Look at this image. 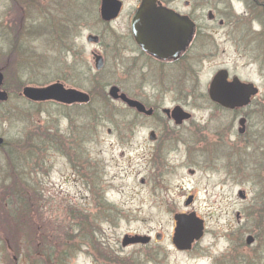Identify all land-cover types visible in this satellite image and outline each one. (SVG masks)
<instances>
[{"label":"rangeland","instance_id":"rangeland-1","mask_svg":"<svg viewBox=\"0 0 264 264\" xmlns=\"http://www.w3.org/2000/svg\"><path fill=\"white\" fill-rule=\"evenodd\" d=\"M23 1L26 4L0 0V70L8 66L2 74L10 94V101L0 107V138L7 141L0 152V264H89V259L94 263L87 235L95 231L105 241L112 236L109 242H118L131 230L162 233L163 245L141 250V256L162 252L167 264H264V216L259 214L264 198V108L258 107L247 123V155H241L243 161L247 159V168L222 169L216 163L204 170L186 168L191 163L181 167L174 153L168 155L170 164L156 162L159 169L149 181L148 155L132 151L125 143L128 139L118 137L116 112L110 109L107 118H101V102L91 105L86 119L83 109L27 102L21 97L27 86L57 82L67 88L92 89L94 97H100L96 90L117 80L110 69L98 75L93 46L84 40L85 55L72 58L67 48L73 38L66 35L68 26L61 12L54 16V25L44 14L39 27L38 8L50 13V7L46 11V2L44 6L37 2V8L36 1L42 0ZM78 1L72 0V8L84 14ZM67 3L64 0L61 6L59 0L58 11L63 12ZM204 4L207 7L210 1ZM234 6L241 11L237 3ZM96 21H90V31L78 34L99 32ZM10 46L15 49L11 53ZM3 48L7 61L2 60ZM260 95L264 98V86ZM85 130L93 131L90 145L85 142ZM108 130L114 132L108 134ZM26 141V148H21ZM79 151L88 153L85 160L90 159L91 166L84 170L79 164L83 157H71ZM99 207L114 212L111 217L119 221V229L115 230L116 223L105 222L110 214L103 218ZM192 211L204 221L205 234L193 253H179L171 241L174 215ZM89 215L95 219L91 226L86 222ZM248 236L256 240L252 245H247Z\"/></svg>","mask_w":264,"mask_h":264},{"label":"flooded vegetation","instance_id":"flooded-vegetation-1","mask_svg":"<svg viewBox=\"0 0 264 264\" xmlns=\"http://www.w3.org/2000/svg\"><path fill=\"white\" fill-rule=\"evenodd\" d=\"M67 1L65 8H62L63 12L58 11L59 0L52 3L51 0L36 1L37 8V2L43 6L46 2L45 10L49 11L48 7L51 10L50 13L40 12L38 8L37 12L41 14L36 15L41 19L36 20L39 27L44 23V14H49L54 25V16L61 12L68 26L66 35L69 39L73 38L68 47L72 58L75 60L77 55H85L87 44H83L84 40L93 46L91 55L98 75L102 76L106 69H110L111 74H117V80L106 89L104 87V96L100 97H94L92 89L84 90L77 85L67 88L63 83L57 82L66 89L88 95L90 100L88 103L71 105L52 103L58 107L83 109L86 119L90 117L91 105L95 101L96 104L101 102V118H107L110 109L116 112V115H110L116 116L118 137L127 138L125 143L131 146L132 151H144L148 155L149 181L152 180L155 169H159L156 162L162 166L164 162L170 164L168 155L174 153L179 155L181 167L183 163H191L186 168L204 170L210 168L208 164L216 163L222 169L232 166L247 168V159L243 161L241 157L242 154L247 155V139L244 137L247 134V123L252 114L259 112L258 107L264 108V98L260 99V89L264 86V0H209L210 8L204 4L208 0H81L78 5H82L84 14L79 12L82 9L75 11L72 8V0ZM60 2L62 6L64 0ZM236 3L241 11H236ZM112 4L118 7L117 16L104 20L103 9ZM165 10L178 16L175 19L177 25L162 27L158 23L157 28L169 34L152 36L147 22L151 20V16L161 17L167 13ZM26 16L27 11L23 14V17ZM138 16L140 21L136 23ZM95 19L101 27L99 32L78 34L79 31H90V21ZM172 30L175 31L174 34ZM19 32L22 34L21 29ZM138 38H141L142 43ZM157 39L174 41L156 44ZM163 47L169 50H158ZM4 49L2 52L6 53ZM8 52H12L11 46ZM7 53L3 54V61L8 60ZM97 58H100L102 65L100 70L96 68ZM84 65L92 71L89 63L84 61ZM7 67L4 66L2 70ZM248 69L255 73H247ZM216 80L224 82L223 86L235 82L252 85L257 93L246 104L225 107L221 103L223 100L216 101L212 97L211 88ZM112 88H117L118 98L110 96ZM96 92L99 94L98 90ZM228 118L230 124L226 125ZM85 132V142L90 145L93 131ZM111 132L108 130V134ZM6 143L4 139L1 149ZM87 154L79 151L71 156L73 160L83 157L84 161L79 162L83 170L91 166L90 159L84 158ZM173 165L177 166V161ZM89 170L90 168L88 172ZM194 173L195 171H190V175ZM100 207L98 210L103 218L106 213L110 214L106 216L109 219L105 222L111 226L116 223L115 230L119 229V221H113L111 217L114 212L105 209L102 211ZM259 208L264 216V199ZM113 210L116 211V208ZM191 214L194 212L177 213L174 218ZM86 222L91 226L95 219L89 215ZM175 229L176 221L171 237L173 245ZM92 233L93 235H87L89 237L86 242L87 249L94 252V263L89 259V264H167L162 252L141 256V250L147 251L154 245H163L166 239L162 233L131 230L118 242H109L113 241L112 236L105 241L102 235H98L100 233ZM137 236L148 240L134 242ZM201 239L184 251H180L175 245L174 247L179 253L191 254L200 246Z\"/></svg>","mask_w":264,"mask_h":264},{"label":"water","instance_id":"water-1","mask_svg":"<svg viewBox=\"0 0 264 264\" xmlns=\"http://www.w3.org/2000/svg\"><path fill=\"white\" fill-rule=\"evenodd\" d=\"M117 11H118V7L112 4L110 5V7H106L103 9L102 18L104 20L114 19L117 16ZM177 17H178L177 15H175L173 12L170 11H167V13H164L161 17L160 15L151 16V20H148L147 22L150 24V29H151L149 34H152V36H156L160 34L161 35L169 34V32L166 33L160 31V29L157 28L158 23H161L163 25L162 27H165L164 25H170L172 27H175L177 25L175 23V19H177ZM160 18L162 22H160ZM139 21H140V16H138L136 23ZM143 24L144 22L140 25ZM174 33L175 31L172 30V34ZM138 39L142 43L141 38ZM172 41L174 40L159 41L157 39L155 43L156 44L167 43V42L169 43ZM158 50L166 52L169 49L163 47ZM101 66L102 65L100 63V58H97L96 60L97 70H100ZM3 82H4V77L0 72V103L7 102L9 99L8 94L2 90ZM223 85L224 82H221L220 80H216L211 88V94L214 100L216 101L223 100L221 101V103L225 107L238 106L239 104L240 105L246 104L249 102L250 97L257 93V89H255L252 85H243L240 82H235L230 85L226 84V86ZM22 94L26 99L36 103L54 101L66 105H71L74 103H88L90 100L88 95L83 94L81 92H77L72 89H66L60 83H55L47 87H26L24 88ZM110 96L113 98H118L117 88H112L110 90ZM3 143L4 140L0 138V148L2 147ZM240 197L244 198L242 192H240ZM189 203L190 201L187 202V204ZM175 221H176V229H175L173 242L174 245L179 250H185L190 248L191 244L194 243V241L199 240L202 237L204 231V223L201 219L197 218L195 214L177 216L175 217ZM147 240L148 238H145L143 236H137L134 242H146ZM253 243H254V238L252 236L247 237V245H252Z\"/></svg>","mask_w":264,"mask_h":264},{"label":"trees","instance_id":"trees-1","mask_svg":"<svg viewBox=\"0 0 264 264\" xmlns=\"http://www.w3.org/2000/svg\"><path fill=\"white\" fill-rule=\"evenodd\" d=\"M22 3H25L23 0H22ZM26 4V3H25ZM68 47H69V45H68ZM68 49V48H67ZM15 49H12V52L14 51ZM21 51V50H20ZM22 54H24V52L22 53ZM98 91H99V94H100V96H104L103 95V92H104V89L103 88H98ZM6 105V104H5ZM2 106H4V105H0V107H2ZM27 142V143H26ZM25 143H22V144H20L19 146L22 148V147H25V144H28V141H26ZM27 146V145H26ZM6 147H7V143H6V145H4V148L2 149V150H4V149H6ZM20 148V149H21ZM26 148V147H25ZM1 152V151H0ZM264 184V183H263ZM32 188V187H31ZM33 189V188H32ZM26 190V189H25ZM262 199H264V198H261L260 199V202L259 203H261V200ZM259 214L261 215V212H259ZM262 216V215H261Z\"/></svg>","mask_w":264,"mask_h":264}]
</instances>
